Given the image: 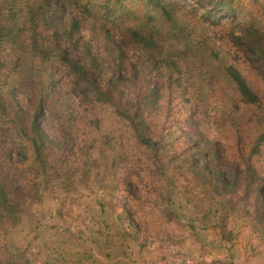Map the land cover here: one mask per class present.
I'll list each match as a JSON object with an SVG mask.
<instances>
[{
    "label": "trees",
    "instance_id": "16d2710c",
    "mask_svg": "<svg viewBox=\"0 0 264 264\" xmlns=\"http://www.w3.org/2000/svg\"><path fill=\"white\" fill-rule=\"evenodd\" d=\"M43 106L58 138L40 126ZM108 110L129 133L127 145L112 132L96 145L110 201L146 200L181 223L184 181L202 224L253 213L264 226V0H0V228L69 179L62 154L90 163L83 133L103 129Z\"/></svg>",
    "mask_w": 264,
    "mask_h": 264
},
{
    "label": "rangeland",
    "instance_id": "374dc122",
    "mask_svg": "<svg viewBox=\"0 0 264 264\" xmlns=\"http://www.w3.org/2000/svg\"><path fill=\"white\" fill-rule=\"evenodd\" d=\"M17 95L22 106L29 104L26 92L18 91ZM114 118L109 110L104 111V128L93 125L83 133L89 144L85 159L90 163L84 165L78 152L62 154L69 179L52 181L47 190L30 199L33 216L28 221L0 228V264H264V226L256 222L255 215L232 214L223 220L219 214L202 224L205 216L192 198L197 192H190L184 181L177 183L174 198L186 205L180 211L189 219L183 218L181 223L166 222L146 200L129 199L124 208L119 197L110 201L109 192L99 183L106 170L98 173L97 164L92 162L98 157L96 145L104 133L112 132L128 144L129 133ZM37 119L50 137L58 138L56 120L46 107L40 108ZM79 121L88 124L86 118ZM13 147L15 157L20 158L19 147ZM52 153L50 158L56 161L60 154ZM91 166L95 167L93 172H82L83 167ZM131 167L128 170L133 172ZM28 183L25 189L29 191L31 181ZM261 190L264 192V186ZM123 209L125 224L118 220ZM133 211L149 224L150 234ZM197 216L199 220H195Z\"/></svg>",
    "mask_w": 264,
    "mask_h": 264
}]
</instances>
